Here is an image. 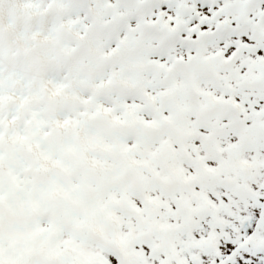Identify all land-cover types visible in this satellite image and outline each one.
Listing matches in <instances>:
<instances>
[{
    "label": "snow or ice",
    "instance_id": "1",
    "mask_svg": "<svg viewBox=\"0 0 264 264\" xmlns=\"http://www.w3.org/2000/svg\"><path fill=\"white\" fill-rule=\"evenodd\" d=\"M0 264H264V0H0Z\"/></svg>",
    "mask_w": 264,
    "mask_h": 264
}]
</instances>
